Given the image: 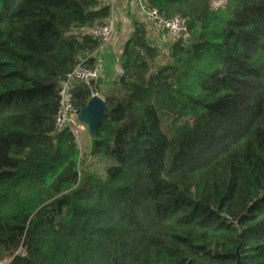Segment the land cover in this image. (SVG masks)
<instances>
[{"label": "trees", "instance_id": "16d2710c", "mask_svg": "<svg viewBox=\"0 0 264 264\" xmlns=\"http://www.w3.org/2000/svg\"><path fill=\"white\" fill-rule=\"evenodd\" d=\"M144 1L186 35L163 54L130 17L121 74L76 84L78 112L106 104L84 152L60 88L112 5L0 0V260L264 264V0Z\"/></svg>", "mask_w": 264, "mask_h": 264}, {"label": "built area", "instance_id": "2783aa9c", "mask_svg": "<svg viewBox=\"0 0 264 264\" xmlns=\"http://www.w3.org/2000/svg\"><path fill=\"white\" fill-rule=\"evenodd\" d=\"M112 5L115 0H108ZM225 0H214L213 4L219 6L224 3ZM135 10L141 16V20L145 24L154 25L156 28H160L167 32L169 46L181 35H186L187 32V19L180 14L166 17L157 8H147L144 0H131ZM113 12V7H112ZM87 34L94 38L102 40V45L90 56L97 59V65L95 67H88L83 64L84 60L75 67V69L67 74L65 79L61 83L60 88V104L55 118V126L58 131L69 129L76 137L80 133V129H83V125H77L76 119L78 118V111L75 108L73 98L76 84L79 82L84 83L89 88H94V83L101 77L100 68V53L104 49L105 45L112 40L117 32V26L113 20L106 24L97 25L88 28L85 31ZM88 56V57H90ZM18 251L17 253H19ZM11 258H5L0 260V264H10Z\"/></svg>", "mask_w": 264, "mask_h": 264}, {"label": "rangeland", "instance_id": "374dc122", "mask_svg": "<svg viewBox=\"0 0 264 264\" xmlns=\"http://www.w3.org/2000/svg\"><path fill=\"white\" fill-rule=\"evenodd\" d=\"M120 4L121 3L119 2V0H115L114 3L112 4L113 12H112L110 21L113 20L117 26V32L114 35L115 38L120 37L119 40H121L120 42L124 46V43H125L124 41L126 39L125 36L127 37L133 29L131 16L133 15V17H137L139 18V20H141V16L138 13L137 9L135 10L134 6H131L133 5L132 3H129L128 6H121ZM145 26H146V29L148 30L149 37L151 38L152 42L155 45H157V47L160 49V52L163 54H168L169 47L167 43L169 42V39L167 37V32L160 28H156L154 25L145 24ZM183 36L184 35H181L180 37H183ZM75 121L77 125H80V124L83 125V129H80V133L76 137V139H77L78 147L82 151L86 152V150H89L90 140H91L92 135L90 134L88 125L86 123L81 122L78 119H76Z\"/></svg>", "mask_w": 264, "mask_h": 264}, {"label": "crops", "instance_id": "0c3cea01", "mask_svg": "<svg viewBox=\"0 0 264 264\" xmlns=\"http://www.w3.org/2000/svg\"><path fill=\"white\" fill-rule=\"evenodd\" d=\"M121 6H128L131 0H119ZM133 6V5H131ZM119 28V27H118ZM123 32V31H121ZM121 34V33H120ZM122 35V34H121ZM128 37V36H127ZM125 36V38L127 39ZM124 38V36H123ZM120 37L115 38V36L110 40L100 53V68L101 77L94 83V87L100 83L110 84L111 81L116 79L121 74L120 65L118 62V57L121 53L123 44L119 40ZM125 39V41H126ZM124 41V42H125Z\"/></svg>", "mask_w": 264, "mask_h": 264}, {"label": "water", "instance_id": "95a60500", "mask_svg": "<svg viewBox=\"0 0 264 264\" xmlns=\"http://www.w3.org/2000/svg\"><path fill=\"white\" fill-rule=\"evenodd\" d=\"M105 112V100L98 94H94L89 103L79 111L78 118L88 125L90 134L93 136L105 118ZM236 257V264H241L239 251L236 253Z\"/></svg>", "mask_w": 264, "mask_h": 264}]
</instances>
